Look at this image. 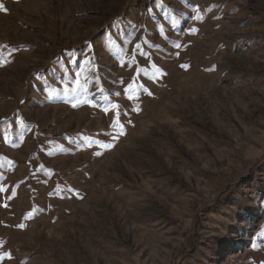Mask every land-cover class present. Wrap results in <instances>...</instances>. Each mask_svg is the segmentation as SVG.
Instances as JSON below:
<instances>
[{
	"label": "rangeland",
	"instance_id": "rangeland-1",
	"mask_svg": "<svg viewBox=\"0 0 264 264\" xmlns=\"http://www.w3.org/2000/svg\"><path fill=\"white\" fill-rule=\"evenodd\" d=\"M0 3V264H264V0Z\"/></svg>",
	"mask_w": 264,
	"mask_h": 264
},
{
	"label": "snow or ice",
	"instance_id": "snow-or-ice-1",
	"mask_svg": "<svg viewBox=\"0 0 264 264\" xmlns=\"http://www.w3.org/2000/svg\"><path fill=\"white\" fill-rule=\"evenodd\" d=\"M0 10L7 11V9L3 5V3H0ZM177 47H180V45H177ZM138 87L139 86L136 85V84H132V85L129 86V88L127 89L128 93H129V99L136 98V97H134L133 93L136 91V89ZM150 94L151 93H149V95ZM113 107L116 108V109H119V105H114ZM105 111L107 112L108 109L106 108ZM21 124L23 125V120H21ZM114 126L119 128V133L117 134V136H114L113 139H118L119 135L125 134L124 133V125L120 121V113H119V111L116 112V116H115V120H114ZM99 147L104 148V149H110L111 147H113V145L110 144V143L109 144H104L103 142H99ZM96 155H102V153L97 152ZM6 191H7V189H5L3 187H0V192H6ZM5 257H7L8 259L12 258L10 253H4L3 255H0V260H3Z\"/></svg>",
	"mask_w": 264,
	"mask_h": 264
}]
</instances>
